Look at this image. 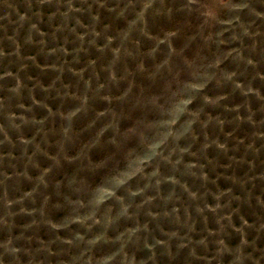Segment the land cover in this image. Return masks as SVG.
I'll use <instances>...</instances> for the list:
<instances>
[{
  "label": "clouds",
  "instance_id": "9594fccd",
  "mask_svg": "<svg viewBox=\"0 0 264 264\" xmlns=\"http://www.w3.org/2000/svg\"><path fill=\"white\" fill-rule=\"evenodd\" d=\"M21 4L24 12H17L15 21L0 15V148H8L0 151V264H158L165 256L166 264H180L181 256L184 264H264V168L256 171L264 157V94L253 86L254 81L264 84V0ZM3 7L7 13L12 5L3 0ZM5 21L13 25L11 35ZM189 33H194L190 40L216 44L217 53L208 57L197 50L189 58L187 48L178 51L174 40ZM225 33L242 47L219 51L229 43ZM68 37L79 43L72 53L49 47V41L60 38L68 44ZM245 38L252 41L250 47L243 46ZM145 40L147 51L142 50ZM92 47L102 56L110 54L103 80L94 76L95 59L79 72L67 64L37 63L40 56L72 55L79 64V53ZM229 58L236 70L221 67ZM125 59L134 71L118 68ZM34 65L60 75L44 87L41 79L21 75ZM66 69L80 78L82 90L74 93L64 85ZM85 72L92 78L85 80ZM227 88L242 101L224 94ZM38 89L78 106L54 112L36 98ZM37 108L48 115L37 119ZM78 117L84 119V130L76 137ZM57 121L60 127L51 135L47 129ZM245 124L248 134L235 140ZM229 125L234 127L225 133ZM26 127L36 136L26 138ZM50 135L55 144L49 143ZM42 145L54 149V155L43 153ZM241 147L244 156L237 161L234 153ZM209 149L228 158V168L247 163L245 177H224L239 186L240 195L232 187H218L220 176L211 179ZM41 154L49 161L43 168ZM32 170L38 174L31 175ZM189 178L199 188H189ZM25 184L30 190H24ZM163 186L171 190L162 194ZM245 206L252 222L242 214ZM23 217L28 220L21 224ZM164 221L178 230L164 232ZM152 222L163 239L153 234Z\"/></svg>",
  "mask_w": 264,
  "mask_h": 264
},
{
  "label": "rangeland",
  "instance_id": "374dc122",
  "mask_svg": "<svg viewBox=\"0 0 264 264\" xmlns=\"http://www.w3.org/2000/svg\"><path fill=\"white\" fill-rule=\"evenodd\" d=\"M9 2L11 3L12 7L10 9H8L7 13L5 12V9L3 7V0H0V15H9L10 18L15 21L17 19V12L23 13L24 12V8L22 7L21 4V0H9ZM7 25L8 28V34L11 35L12 34V30H13V25L12 24H8L7 21L4 22ZM84 23H87V20H84ZM161 25H164V21L160 22ZM166 26V25H165ZM156 32H153V35H155ZM3 33L0 32V36H2ZM194 35V33H189L188 35H181V37L179 39H175L174 40V44L173 46L177 48V50H181L184 48H187V56L189 58H192L194 56V54L197 52V50H203L204 53L208 56L211 57L213 54L217 53L218 49L216 44L212 43L208 46H205L204 42L202 40H200L199 38L194 39V40H190V36ZM231 37V33H225L224 39L228 40L229 43L226 45H221L219 48V51L221 52H228L231 51L232 48H240L242 47L241 42L240 41H231L230 39ZM69 39V43L68 44H64L63 42V38H60L58 43H53L52 41H49V47H56V46H60V47H66L68 49L69 53H72L73 48H78L79 47V43H72V41L75 39L74 37H68ZM148 41L145 40L144 45H143V49L144 51H147V47H148ZM252 44V41L248 38L244 39V45L246 47H250ZM261 45L264 46V42H261ZM162 48L166 47V46H161ZM30 53L34 54L35 53V49H30ZM245 55H247V53H245ZM110 54L108 56H102L100 53L96 52L95 48H89L88 51L86 52H80L79 53V64L73 63V56L72 55H68L66 57H60L57 58L56 56L53 57H49L47 59H45L43 56L38 57V65L40 66H44V65H52V64H67L68 68H71L73 71L75 72H79L81 71L82 68L86 67L88 64V61L90 59H95L97 60V70L94 74L95 77L100 78L101 80H103L104 78V72H103V66L108 62V60H110ZM227 66L226 70H236V65L234 64V62L232 61L231 58H229L228 60L225 61L224 65H222L221 67H225ZM118 68L123 72V71H134V67L132 65V61L130 59H125L122 61L121 65H118ZM13 71H15V68H12ZM261 70L264 71V62L261 63ZM91 70H89L90 72ZM251 71V70H249ZM89 72H85L84 73V79H90L92 78L89 74ZM22 76H25L26 79L30 78L31 80H37V79H41L43 82L44 87H48L50 84H52V81L56 78V76L60 75V73L53 71L52 68H47L46 71H41V67H37V66H31L27 72V74L22 73ZM248 79H251L250 76L247 77ZM141 77L137 76L136 77V82L137 83H141ZM62 80L65 86H71L73 92L75 93L77 91V89L82 90V85L83 82L80 80L79 77L73 75L72 71H68L67 69L65 70L63 76H62ZM243 82V80H242ZM8 85H12L14 84V81H8L7 82ZM143 83H147L146 80L143 81ZM253 86L254 87H260L262 90V94H264V84H261L259 81H254L253 82ZM57 87H59V83H57ZM224 94H229V95H234L235 96V102L236 103H240L242 101V97L240 96V94L237 92L235 94L231 93V89L227 88L224 92ZM36 98L37 99H42L44 100L46 103L49 104V107L52 108V110L54 112H64L67 113V111L71 110L72 108L78 106V102L76 101H61L59 99H57L55 97V93H53L51 96H47L46 94L40 92V90L38 89L36 92ZM55 100L56 102L53 103L52 101ZM93 106L97 108V110H102V105H99L95 102H92ZM232 105L230 104L229 107H231ZM256 110V105L253 104V111ZM36 112V118L37 119H43L45 118L48 113H47V109H35ZM214 115H222L221 112H216L213 113ZM226 115V114H223ZM60 127L59 125V121H57L55 124H50L49 128L47 129V131L51 134L54 135L56 130ZM234 126L229 125L225 127V133L232 131ZM73 128H74V136L78 137L80 133L83 132L84 130V119L83 117H78L74 120L73 122ZM241 131L237 132L234 136L235 140H240V139H244V137L248 134V129L249 126L248 125H242L241 126ZM25 132V136L28 139H31L33 136H36V130L32 129L31 127H26L24 129ZM211 134V133H210ZM51 135L49 137V143L50 144H55V140L51 138ZM223 136H221V140H223ZM40 137L37 136V140L39 141ZM0 151L2 152H7L8 148L4 147V148H0ZM42 152L43 153H47L48 155H54V149H51L49 147H45L42 145ZM16 155H19V153L17 152ZM233 155V154H230ZM235 158L237 161L241 160L242 157L244 156L243 153V147H241V150L239 152L234 153ZM208 159L213 161V165H209V174L211 176V179L216 180L217 176H220L221 178L217 181V185L218 187H220L221 189L224 188H228V187H232L233 191L235 194L240 195L241 194V190L239 188L238 185H234L232 183L231 180H225L224 177L225 176H235V178L240 179L243 178L247 175L248 173V165L247 163L244 164H235L233 163V166L231 168H228L227 165L229 164V159L219 155L216 153V151L214 149H209V153H208ZM246 159H248L249 161L251 160V157H246ZM38 162L41 165V168L46 167L49 163V161L47 160V156L41 154L38 157ZM215 167V172H212V168ZM264 168V157H262L259 161H257V174H259V171ZM31 175L35 176L36 174H38V170H32V172H30ZM189 188H191L192 190H196L197 188H199V182L192 180L191 178L188 179L187 181ZM249 191L253 190V187L251 185L248 186ZM24 190H30V187L25 184L24 186ZM171 188L170 186H163L161 189V193L162 194H166L168 191H170ZM212 190H215V187L212 188ZM259 191L260 190H256V194L259 195ZM177 207H179V205H177ZM247 213V215L245 216L246 219H249L250 222H252L251 217L253 215V213L248 209L247 206H245L242 209V214L243 213ZM181 217L183 219V210H181ZM193 218L195 219V214L193 213ZM28 220L27 217H23V218H18V222L19 223H24ZM155 222L150 223V227L153 229V234L155 235V237L157 239H163V235L160 232V228H163L164 232H169V231H175L178 230V225L174 224V223H170L168 221H164L160 224V228H156L154 226ZM210 227H213L214 225H209ZM42 239H46V235L42 233L41 235ZM167 256L164 257L163 260H159L158 264H166L167 262ZM177 259L180 260V264H184V260L181 257H177Z\"/></svg>",
  "mask_w": 264,
  "mask_h": 264
}]
</instances>
